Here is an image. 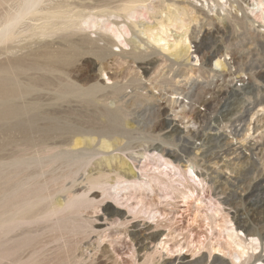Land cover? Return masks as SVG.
I'll list each match as a JSON object with an SVG mask.
<instances>
[{"label": "rangeland", "instance_id": "374dc122", "mask_svg": "<svg viewBox=\"0 0 264 264\" xmlns=\"http://www.w3.org/2000/svg\"><path fill=\"white\" fill-rule=\"evenodd\" d=\"M56 1L59 2L57 3ZM61 1L62 0H55V2L54 0H44L41 5L42 9L29 16L26 19L27 22H23L24 25H22L23 23L19 25L20 27H17L16 34H14L12 38L0 43V67L2 65L1 62L3 63L4 60L5 62L9 60L7 62L9 65L5 62L3 65L6 64L5 66L10 68L8 69L2 66L6 68L4 69L5 72H2V67V69L0 68V81H2L0 86L8 85H6L7 93L1 94L2 96H0V109L2 110V112L0 110V114L2 113L5 115H0V210L2 211H0V223L2 222L0 225V264H169L171 259L178 256V251H180L181 254L185 252V254H188L191 258L195 257V260H198L203 254H206V257H208L211 252H213V249L221 245L223 246L225 242H227V233L230 228L237 227V222L243 223L248 230L253 231L255 234H264V109L261 111L260 108L264 106V48L259 51L260 47H258V45L256 46L254 41H252V43L250 40H246L248 37L245 38L242 36H246L243 26L238 29L231 26V17L235 16L241 18V16L248 14L252 17V20H259L252 12V1L236 0L235 4V0H229L228 6L224 7V9L216 7L214 10H210L206 0H176L175 2L169 0H138L134 5L126 4V2L122 4V0H112L114 6L119 5L118 3L121 2V6L127 8H129L128 6L132 7L131 14L133 18L130 17V19L123 17L125 15V13L123 14L124 11L115 12L116 15L113 14L114 17L112 14V16L109 15L110 17L103 14V18L100 19V15H102L101 11L109 9L98 10L95 8L92 9V13L90 8L84 7L83 9L82 6L90 5L92 0H68V4L66 3L67 0H63V5L60 3ZM93 1L97 3L99 0ZM94 2H92V5L95 4ZM237 3L240 4L238 5ZM70 4L72 6H69ZM240 5L243 6L241 7ZM65 6L72 7V9L69 7L65 8ZM136 6H140V8L138 7V9ZM152 6L155 9H153ZM11 7L12 1L10 0L7 1L5 5L0 6V16L2 17L6 12L11 11ZM57 7L58 9L59 7L63 8L56 10ZM210 7H212V4H210ZM149 8L151 9L149 10ZM241 8H245L243 10L244 12ZM69 9L73 11L70 12L71 10L69 11ZM182 9H186V16L182 13ZM65 10L66 12H64ZM68 11L71 15L80 13L79 11L83 13L86 12V22L89 24H83V30H78L81 34L75 31L74 35L68 36L66 35L69 33L68 31L61 30L59 33L58 31L57 33L54 31V34L56 33V36L52 34L54 38H52V35L51 37L48 36L47 33L49 32L50 35L53 31L50 29L49 23L45 20H47L48 17L57 15L58 17H66ZM171 11H175V19H178V22L168 21L171 17ZM57 12L61 13L58 14ZM118 14H122V16ZM97 15H99L98 20H101L100 22L97 20ZM31 19L33 21L35 20V22L33 23ZM179 19H184L185 23L189 26L188 40L192 45L193 58L189 63L182 59V61L179 62L181 65L184 64L182 67L173 59L171 52H161V50L152 47L147 51L146 45H141L140 41H137L143 38V36L139 34V31L142 30V28H139L141 20L142 23L150 22V25H154L161 20L163 23L165 21L164 24L167 23L166 25L168 28L166 27V29H164L167 35L165 44H167L169 48V45L175 42L178 39L179 33H181V30L178 29ZM90 23H93V28ZM135 24H139L137 28L132 26ZM257 24L256 21H249L245 28L247 27L252 32L254 31L253 33L256 36L263 35L264 24L261 27ZM113 26L117 27V35L115 32L116 28ZM59 28H61V26ZM85 28L86 30H84ZM124 31H128V34H125L126 32L124 33ZM113 32L116 37H114L115 35H113ZM34 33L40 34L37 36ZM40 35L43 36V38ZM75 35L76 37L82 36L83 39L86 36L85 39L87 40L84 39V41H89V44L87 43L89 46L86 44V47H92V41H95L96 45L98 42L106 43L104 40H99L101 36L106 38V35L108 40H115L113 41L115 45H111L113 47L110 46V51H112L114 55H110L103 61L99 60L93 54L90 56V53L75 56L77 55L76 52L75 55L74 52H72L70 56L53 58L52 55L59 53L60 50L63 51V47L66 45L67 49L65 47L64 51L70 50L71 43L69 40L82 39V37H74ZM32 37H34V39ZM144 39L146 38L144 37ZM56 41L62 44V48L61 44H57ZM33 43L36 45L40 44L41 47L40 45L35 46ZM101 43L98 45L103 46L105 44L101 45ZM47 44L48 47H46ZM49 44L50 47L52 46V49H50ZM68 45L70 46L68 47ZM240 45H243V48L242 52L238 54L237 51ZM43 46L45 48H43ZM136 46H140V50H136ZM133 47L136 48L134 49ZM16 49L17 51H15ZM140 51L147 53V58L143 56L139 57V60H137L127 54L126 56L123 55V52L139 53ZM29 52H31L32 55ZM4 53H8V55ZM9 53H11V55ZM12 54H16V56ZM234 54H236V56ZM29 56L31 59H25ZM120 56L123 57L120 58ZM115 57L116 59L114 60ZM208 57H212L211 60H206ZM219 57H221V63L216 65L215 62ZM108 58L113 60L107 61ZM64 59L70 60L64 61ZM74 60L75 62H73ZM203 60L204 62L206 60L207 65L203 64ZM18 62H20V64ZM239 62L244 64V69L241 71L236 70ZM253 62H255V64L257 63L258 65L256 64V66L260 67V69L258 67L254 69L249 67ZM227 63L233 64L232 66L234 67H229L226 65ZM13 66H16V71L14 70L15 68L13 69ZM60 68L67 71H62ZM49 69L52 71H49ZM100 70L104 71L102 73L103 75H101ZM68 71L70 72L68 73ZM11 72H15V75L16 72L18 74L15 77ZM49 73H51V76ZM57 76L62 77H59V79ZM168 76L170 80H168ZM53 77H55V79ZM63 77L66 78L64 79ZM16 78L18 82L15 80ZM11 79H14L12 80L13 82ZM60 80L65 82H59ZM66 80L69 82H66ZM162 80L164 82H162ZM93 81H95L94 83H100L101 81L100 85L104 87L107 86V89L103 91L105 92L108 90V93L107 91L105 93L102 91L98 92L99 90H97L96 93V91L92 89L93 86H91V88L89 87L90 85H94ZM165 81H167V83ZM169 81L170 83H168ZM183 82L188 85L185 84L184 86ZM9 83H11V86ZM23 83L25 86H23ZM62 83L64 84L62 85L63 87L60 86ZM68 83L71 86H69ZM76 84L79 91H76L75 87H73ZM117 84L120 86L117 87ZM122 84H125V87ZM252 84H254L255 88L252 87L251 89L250 85ZM112 85H115L114 88ZM64 86L68 90L67 92H65L66 89ZM81 86H83L82 89ZM11 87H15L17 91ZM23 87L24 89H22ZM68 87L69 89L71 88L70 90L73 94L70 93ZM87 87L90 89L86 91ZM108 87L110 89H108ZM8 88L10 92L13 89L12 91L14 93L11 92L13 93L11 94L8 92ZM234 88L239 90L236 94L231 93ZM112 90L114 94H118L113 95ZM124 90L127 91L126 95L123 94L126 93ZM116 91L118 92L116 93ZM79 92H84L83 95L85 96L80 95L82 93ZM8 93L9 95H7ZM62 93L67 94L65 95ZM106 94H109V97ZM14 95H16V97ZM102 95L103 98H107H104V100ZM179 95L188 97L189 99L185 98L188 102H184L180 106L173 105V98ZM6 96L8 97L6 98ZM60 96L61 98H59ZM141 96H144L145 99ZM10 97L12 99H10ZM111 98H113V100ZM118 100L122 102L124 109L122 108L121 111H118L121 115L117 112L116 116H111L109 110H114L117 106L115 104H120ZM205 100H207V102ZM227 104L228 106L226 107ZM2 105L6 108L9 107V111L11 110L15 114L11 113V111L9 113L8 109ZM173 106L175 107L173 108ZM248 108L250 109V114L247 119H250V115H255L260 112V115H258L260 119L262 118L261 123L263 127L259 129V131L261 130V132L258 131L259 133L251 131L250 137L246 139L241 135V132H239L238 123L241 124V112ZM259 108L260 110L258 111ZM4 109L5 111H3ZM123 110L127 112L126 115ZM129 110L132 112L129 113ZM17 113H19V115ZM153 113L156 117L158 116L159 119L153 117L152 121L154 122L149 125L148 130L146 129L147 131H142L144 127L136 128L137 121L142 125V122L145 123L147 117L151 119ZM200 114L203 115L201 119L198 116ZM61 115H63L62 118H66L62 120ZM7 116H9V120ZM111 117L113 119H111ZM118 121L120 124L121 122L125 123L121 124L122 127L120 126V129L118 128ZM109 126H114V130ZM124 128L128 130L131 128L133 129L132 132H135L130 133ZM111 129L113 130V134L114 131L119 132H115V134H121L120 137L123 138L124 143L131 141L132 143H130L133 144V149L125 152L118 153L114 152L113 149L104 151L112 154H120L122 159L129 164L127 168L133 170L132 172L134 174L130 173L131 170H129L127 178H120L117 180L113 178L116 177L115 173L111 172L112 169H109V167L112 168V165L108 162L109 165L106 164V160L103 159L105 156L100 154L103 151L98 148V145L95 151H79V149H82L81 147L85 148L81 145V147H78L79 149H77V147L75 149L73 148L74 153H65V150H70V147L73 145V142L71 143L70 141L74 140L76 136L77 139H80L82 136V138L88 136L93 139L94 136L96 140L94 145H96L98 139L100 140L99 134L102 133L105 135L101 140L105 137L109 139V137L112 136ZM103 131L105 133H103ZM97 133L99 134L96 135ZM107 133H109L110 136ZM125 133L126 135H124ZM148 134H150V136ZM166 135L168 137H166ZM148 136L150 138L159 139L147 144L145 137L149 138ZM66 140L67 142L69 141V144ZM253 140H256L255 142L258 146L256 149L251 150L249 145L254 143ZM139 144L143 146L140 145L139 147ZM150 144L156 146H160L161 144L160 147L164 150V153L162 152L164 155L168 152L172 153L173 156L169 157V159L174 161V165H170V163L165 160L166 157L163 159L164 157L160 153H158V155H156L157 153L154 155H143ZM60 146L64 150H62ZM255 151L258 153L256 154ZM174 156L178 157L177 160L183 158L182 160L186 162L193 161L192 163L196 166L195 174L198 173L197 175L201 176L204 181L196 178L195 175H192L190 172H180L179 169L177 170V163L183 164L184 162H176ZM104 164H106V167ZM100 170L103 171V174H100ZM136 173L137 175H135ZM104 174L108 177H103ZM104 178H109L112 182L110 181L109 184V181L104 183ZM91 181L93 183H91ZM98 181H100L101 184L98 183ZM23 192L25 194H23ZM79 198L81 203L79 202ZM19 201L20 203H18ZM108 202H113L126 208L127 216L120 217L111 213V209L107 207ZM3 210L7 211L4 213ZM28 214L30 217L32 215V217H28ZM22 217L24 218L22 220L23 222L21 221ZM25 218L27 219L26 221ZM145 223L150 224L153 230L163 231L166 236H162V238L166 237V243L158 244L157 248L153 247L154 243L160 240L152 242L149 239L150 231L146 230ZM135 225H137V227H135ZM9 226L12 228L10 229ZM211 247L214 248L212 249Z\"/></svg>", "mask_w": 264, "mask_h": 264}, {"label": "bare ground", "instance_id": "6f19581e", "mask_svg": "<svg viewBox=\"0 0 264 264\" xmlns=\"http://www.w3.org/2000/svg\"><path fill=\"white\" fill-rule=\"evenodd\" d=\"M7 1H9V0H0V6H2V5H5L6 3H7ZM10 1H12V10L11 11H9V12H6V14H4L1 18H0V43H2V42H5V41H7L8 39H10V38H12L13 36H14V34H16V29H17V27L19 26V25H21L24 21H26V19L29 17V16H31L32 14H34V13H36L37 11H39L40 9H42L41 8V5L43 4V1L44 0H10ZM63 1V0H62ZM62 1L60 2V3H62ZM65 1V0H64ZM96 1V0H95ZM113 1H115V0H113ZM117 1V0H116ZM138 0H122L121 2H122V4H123V2H126V4L128 3L129 5H134V3L135 2H137ZM169 1H176V0H169ZM246 1V0H245ZM247 1H249V0H247ZM252 1V4H251V6L253 7V9H252V12H253V14H254V16H256L259 20L257 21V20H255V19H251L252 17H250L248 14L246 15H244V16H241V18H238L237 16H235V17H231L232 18V20H231V23H232V25L231 26H233V28L234 27H236L237 29L238 28H240V27H244L243 29L245 30V34H246V36L245 35H242V36H244L245 38L246 37H248V38H246V40H250L251 42L252 41H254L255 42V44H256V46L258 45V47H260L259 48V51H260V49H262V48H264V39H262V38H264V34L263 35H260V36H256L250 29H248L247 27V29L245 28V26H246V24H248V22L249 21H256L258 24L257 25H259L260 27L264 24V0H251ZM52 2V1H51ZM54 2H55V0H54ZM57 2V1H56ZM59 2V1H58ZM57 2V3H58ZM92 2H94L93 0H92ZM92 2H91V4L90 3H88V4H90V5H83L82 7H83V9H84V7L85 8H90L91 10L92 9H102V10H104V9H109V10H106V11H101V13H102V15H100L101 16V18L100 19H102L103 17V14H106V15H113V14H115V12H118V11H124L123 12V14L125 13V15L123 16V17H125V18H127V19H130V17L131 18H133V16H132V14H131V11H132V7H130V6H128L129 8H127V7H124V6H121L120 4H121V2H117L119 5H116V6H114V3L112 2V0H99L97 3H95L94 5H92ZM206 2H208V4H207V6H208V8L211 10V9H215L216 7H220V8H222V9H224V7H226V6H228V2H230L229 0H206ZM236 2V0L234 1V3ZM238 2V1H237ZM9 3V2H8ZM46 3V2H45ZM67 4H68V0H67V2H66ZM70 3V2H69ZM74 3V2H73ZM177 3V2H176ZM233 3V4H234ZM241 3V2H240ZM239 3V4H240ZM64 3H62V5H63ZM84 4V3H83ZM86 4V3H85ZM210 4H212V7H210ZM230 4V3H229ZM236 4V3H235ZM238 4V3H237ZM238 4V5H239ZM249 4V3H248ZM61 5V4H60ZM82 5V4H81ZM125 5V4H124ZM231 5V4H230ZM237 5V6H238ZM9 6H11V5H9ZM53 6V5H52ZM69 6H72L71 4L69 5ZM69 6H67V7H69ZM236 6V7H237ZM241 6V5H240ZM243 6V5H242ZM241 6V7H242ZM54 7V6H53ZM55 7H56V5H55ZM66 6H65V8H67ZM74 7V6H73ZM137 7V6H136ZM139 8H140V6H138ZM137 7V8H138ZM147 7V6H146ZM186 7V6H185ZM252 7H250V8H252ZM46 8V7H45ZM49 8L51 9V7L49 6ZM63 7H59V9H62ZM69 8H71L72 9V7H69ZM137 8H135V9H137ZM138 8V9H139ZM152 8L153 9H155L153 6H152ZM173 8V7H172ZM177 8V7H176ZM238 8H240V7H238ZM44 9V8H43ZM58 9V7L56 8V10ZM58 9V10H59ZM71 9H69V11L71 10ZM76 9H77V7H76ZM133 9H134V7H133ZM142 9V8H141ZM148 9V8H147ZM151 8H149V10H150ZM242 9V8H241ZM240 9V10H241ZM245 9V8H244ZM244 9H242V11L244 10ZM49 10V9H48ZM68 10V9H67ZM82 10V9H81ZM89 10V9H88ZM90 10V11H91ZM168 10V9H167ZM247 10V9H246ZM245 10V11H246ZM41 11H44V10H41ZM54 11H55V9H54ZM68 11V14H66V17H58V15L57 16H52V17H48L47 18V20H45V21H47L48 23H49V25H50V29L53 31L50 35H49V32L47 33L48 34V36H50L51 37V35L52 34H54V31H56V33H57V31H58V33H59V31H68L69 33H67L66 35H68V36H72V35H74L75 33V31H78V30H83V24L85 25L87 22H86V17H87V14H85L86 12H81V11H79L80 13H77V14H74V15H71L70 14V12H72L73 10H71L70 12ZM87 11V10H86ZM96 11V10H95ZM94 11V12H95ZM135 11V10H134ZM4 12V13H5ZM46 12V11H45ZM64 12H66V10L64 11ZM63 12V13H64ZM93 12V10L91 11V13ZM136 12V11H135ZM139 12H140V10H139ZM244 12V11H243ZM56 13V12H55ZM55 13H54V15H55ZM58 13V12H57ZM59 13H61V12H59ZM58 13V14H59ZM62 13V14H63ZM74 13V12H73ZM72 13V14H73ZM90 13V14H91ZM99 13H100V11H99ZM134 13V12H133ZM141 13H142V11H141ZM162 13H164V12H162ZM161 13V14H162ZM166 13V12H165ZM178 13H179V11H178ZM182 13L186 16V13H187V11H186V9H182ZM47 14V13H46ZM97 14V13H96ZM95 14V15H96ZM136 14V13H135ZM160 14V15H161ZM182 14V15H183ZM232 14V13H231ZM37 15V14H36ZM49 15V14H48ZM99 15H97L98 17H97V20L99 19ZM111 15V16H112ZM116 15V14H115ZM118 15H121L122 16V14H118ZM155 15V14H154ZM170 15H171V17L168 19V21H175V22H178L177 20L178 19H175L176 18V15H175V11H171L170 12ZM183 15V16H184ZM257 15H259V16H257ZM92 16H94V15H92ZM107 16V17H108ZM139 16H141V15H139ZM156 16H158V15H156ZM180 16H181V14H180ZM94 17H96V16H94ZM110 17V16H109ZM108 17V18H109ZM113 17H114V15H113ZM40 18V17H39ZM89 18H90V16H89ZM91 18H93V17H91ZM118 18H121V17H118ZM137 18V17H136ZM155 18V17H154ZM157 18V17H156ZM162 18V17H161ZM161 18H159V19H161ZM166 18V17H165ZM178 18V17H177ZM184 18V17H183ZM44 19H45V17H44ZM158 19V20H159ZM32 20V19H31ZM41 20V19H40ZM162 20V19H161ZM159 21L158 23H156V24H154L153 22V24L154 25H150L148 22V24L147 23H142L141 21H140V27L139 28H142V30L141 31H139V34L141 35V36H143V38H140V40H137V41H140V44L141 45H143V44H145L146 45V49H147V51L149 50V48H157L158 50H161V52H171V55L173 56V59L176 61V63L178 64L179 62H181L182 61V59H184V60H186V61H188V63H189V61L190 60H192L193 58H192V45H191V43H190V41L188 40V35H189V31H188V24H186L185 23V20L184 19H179V23H178V29H180L181 30V33H179V35H178V39L175 41V42H173L171 45H169V48H168V46H167V44H165L166 43V41H167V35H166V31L164 30V29H166V27H167V23L166 24H164L165 23V21H164V23L162 22V21ZM29 21V20H28ZM33 21V20H32ZM44 21V20H43ZM89 21H90V19H89ZM92 21V20H91ZM94 21V20H93ZM99 21V20H98ZM101 21V20H100ZM99 21V22H100ZM146 21V20H145ZM157 21V20H156ZM27 22V21H26ZM35 22V20L33 21V23ZM97 22V21H96ZM167 22V21H166ZM31 23V22H30ZM230 23V24H231ZM29 24V23H28ZM27 24V25H28ZM87 24H89V23H87ZM86 24V25H87ZM91 24V23H90ZM93 24V23H92ZM91 24V25H92ZM96 24H100V23H96ZM115 24V23H114ZM131 24V23H130ZM132 24H133V21H132ZM175 24V23H174ZM22 25H24V23L22 24ZM107 25V24H106ZM105 25V26H106ZM108 25H110V24H108ZM118 25H119V23H118ZM139 25V24H138ZM138 25L137 24H135V25H132L133 27L135 26L136 28L138 27ZM251 25H253V24H251ZM256 25V26H257ZM26 26V25H25ZM61 26V28H59ZM89 26V25H88ZM93 26L94 25H92V28H93ZM99 26V25H98ZM101 26V25H100ZM170 26V25H169ZM20 27V26H19ZM32 27V26H31ZM37 27V26H36ZM47 27V26H46ZM90 27V26H89ZM103 27V26H102ZM101 27V28H102ZM108 27V26H107ZM111 27V26H110ZM113 27H115V26H113ZM23 28H25V27H23ZM30 28V27H29ZM43 28V27H42ZM116 29H115V32H116V30H117V27H115ZM119 28V27H118ZM168 28V27H167ZM254 28V27H253ZM252 28V29H253ZM20 29V28H19ZM28 29V28H27ZM26 29V30H27ZM49 29V30H50ZM90 29V28H89ZM103 29V28H102ZM105 29V28H104ZM110 29V28H109ZM112 29V28H111ZM227 29V28H226ZM256 29V28H255ZM254 29V30H255ZM42 30V29H41ZM48 30V31H49ZM84 30H86V28L84 29ZM119 30V29H118ZM121 30H122V28H121ZM123 30H124V28H123ZM218 30V29H217ZM32 31V30H31ZM30 31V32H31ZM43 31H45V30H43ZM106 31H107V29H106ZM135 31H136V29H135ZM256 31V30H255ZM35 32V31H34ZM71 32V33H70ZM79 32V31H78ZM126 31H124V33H125ZM128 32V31H127ZM125 33V34H128V33ZM234 32V31H233ZM46 33V32H45ZM56 33L54 34V36H56ZM80 33V32H79ZM117 33L118 32H116V35H117ZM134 33H137V32H134ZM219 33V32H218ZM35 34V33H34ZM40 34V33H39ZM39 34H35V35H37V36H39ZM77 34V33H76ZM81 34V33H80ZM45 35V34H44ZM58 35V34H57ZM98 35V34H97ZM102 35V34H101ZM113 35H115V33L113 32ZM116 35L114 36V37H116ZM118 35H120V34H118ZM122 35V34H121ZM41 36V35H40ZM47 36V35H46ZM54 36L52 35V38H54ZM65 36V35H64ZM102 36H104V35H102ZM101 36V39L99 38V40H104V41H106V43L104 44V43H101V42H98L97 43V45H96V42L95 41H92V43H93V46L92 47H88L89 45V41H84V39L86 38V36H85V38L83 39V37H82V39H76V40H69L70 41V43H71V46L70 45H68V47L70 46V50H68V51H64L65 50V47L67 46H64L63 48H64V50L63 51H61L60 50V52L59 53H55V55L53 54L52 56H53V58H63V57H66V56H70V54H72V52H74V55H75V52L77 53V55H75V56H78V55H86V54H89L90 53V56H91V54H93L94 56H96L99 60H101V61H103V60H106V58L107 57H109L110 55H114L113 53H112V51H110L111 50V47H113L114 45H115V43L113 42V41H115V40H108L107 39V36L105 35V37L106 38H104V37H102ZM134 36V35H133ZM136 36V35H135ZM19 37V36H18ZM31 37V36H30ZM35 37V36H34ZM34 37H32L33 39H34ZM42 38H43V36H41ZM67 37V36H66ZM74 37H76V35L74 36ZM81 37H76V38H81ZM100 37V36H99ZM121 37V36H120ZM144 37L146 38V39H144ZM228 37V36H227ZM259 37H260V39H259ZM31 38V39H32ZM44 38H46V37H44ZM49 38V37H48ZM69 38V37H68ZM71 38V37H70ZM111 38V37H110ZM119 38V37H118ZM136 38H137V36H136ZM51 39V38H50ZM71 39H73V38H71ZM112 39H115V38H112ZM139 39V38H138ZM19 40H21V39H19ZM39 40V39H38ZM42 40V39H41ZM55 40V39H54ZM54 40H52V41H54ZM57 40H58V38H57ZM61 40V39H60ZM85 40H87V39H85ZM90 40V39H89ZM94 40V39H93ZM18 41V40H17ZM47 41V40H46ZM129 41V40H128ZM196 41V40H195ZM202 41V40H201ZM15 42V41H14ZM39 42V41H38ZM51 42V41H50ZM57 42V41H56ZM59 42V41H58ZM57 42V44H61V43H58ZM133 42V41H132ZM230 42V41H229ZM245 42H247V41H245ZM36 43V42H35ZM44 43V42H43ZM88 43V44H87ZM91 43V44H92ZM99 43H101V45L102 44H104L103 46H100V45H98ZM129 43H130V41H129ZM206 43V42H205ZM243 43V42H242ZM253 43V42H252ZM34 44V43H33ZM39 44V43H38ZM45 44V43H44ZM51 44H52V42H51ZM67 44V43H66ZM88 45L87 47L85 46V45ZM132 44V43H131ZM193 44V43H192ZM197 44V43H196ZM230 44V43H229ZM248 44V43H247ZM251 44V43H250ZM13 45H14V43H13ZM15 45H17V44H15ZM32 45V44H31ZM35 46H39V45H36V44H34ZM53 45V44H52ZM64 45H65V43H64ZM111 45H113V46H111ZM133 45V44H132ZM131 45V46H132ZM135 45H136V43H135ZM195 45V44H194ZM200 45H201V43H200ZM203 45V44H202ZM231 45H232V43H231ZM234 45V44H233ZM236 45H238V44H236ZM244 45V44H243ZM243 45L241 46H237L238 47V54L240 53V52H242V48H243ZM10 46V45H9ZM44 46H46V45H44ZM43 46V48H45ZM57 46V45H56ZM111 46V47H110ZM134 46V45H133ZM40 47H41V45H40ZM46 47H48V44H47V46ZM49 47H50V44H49ZM52 47V46H51ZM50 47V49H52ZM137 47V46H136ZM135 47V48H136ZM145 47V46H144ZM143 47V48H144ZM198 47V46H197ZM201 47V46H200ZM9 48V47H8ZM55 48V47H54ZM61 48H62V44H61ZM134 48V47H133ZM134 48V49H135ZM140 48V46L139 47H137V49L136 50H138ZM199 48V47H198ZM206 48H208V47H206ZM5 49V48H4ZM21 49V48H20ZM56 49V48H55ZM57 49H58V46H57ZM66 49H67V47H66ZM134 49H132V50H134ZM145 49V48H144ZM227 49H230V48H227ZM10 50V49H9ZM14 50V49H13ZM22 50V49H21ZM140 50V49H139ZM143 50V49H142ZM199 50H200V48H199ZM3 51V50H2ZM1 51V52H2ZM4 51H6V50H4ZM12 51V50H11ZM15 51H17V49L15 50ZM59 51V50H58ZM146 51V52H147ZM195 51V50H194ZM231 51V50H230ZM236 51V50H235ZM264 51V50H263ZM7 52V51H6ZM9 52V51H8ZM21 52V51H20ZM32 52V51H31ZM31 52H29L30 54H31ZM55 52H57V51H55ZM158 52V51H157ZM156 52V53H157ZM229 52V51H228ZM13 53V52H12ZM219 53V52H218ZM217 53V54H218ZM5 54V53H4ZM4 54H2L4 57H5V55L7 54L8 55V53H6L5 55ZM10 55H11V53H9ZM37 54V53H36ZM126 54L128 55V56H131L132 58H134V59H137V60H139V57H146V54L147 53H144L143 51H140L139 53H135V52H130V53H124L123 52V55H125L126 56ZM158 54V53H157ZM211 54V53H210ZM12 55H15L16 56V54H12ZM27 55H28V53H27ZM26 55V56H27ZM32 55V54H31ZM44 55V54H43ZM51 55V54H50ZM49 55V56H50ZM119 55V54H118ZM196 55V54H195ZM235 56H236V54H234ZM19 56V55H18ZM17 56V57H18ZM25 56V55H24ZM37 56V55H36ZM35 56V57H36ZM47 56V55H46ZM219 56H221V55H219ZM238 56V55H237ZM21 57V56H20ZM43 57V56H42ZM41 57V58H42ZM82 57H84V56H82ZM117 57V56H116ZM116 57L114 58V60L116 59ZM119 57V56H118ZM121 57H123V56H120V58ZM214 57V56H213ZM5 58H7V57H5ZM9 58V57H8ZM23 58V57H22ZM27 58H30L31 59V57L29 56V57H26L25 59H27ZM34 58V57H33ZM95 58V57H94ZM93 58V59H94ZM132 58H131V60H132ZM147 58V57H146ZM195 58H196V56H195ZM211 58L212 57H208L206 60H211ZM218 58V57H217ZM220 58L221 57H219V59L215 62V64L216 65H219L220 63H221V61H220ZM233 58V57H232ZM231 58V59H232ZM240 58H241V56H240ZM10 59H11V57H10ZM18 59H20V60H22L21 58H18ZM24 59V58H23ZM29 59V60H30ZM38 59V58H37ZM36 59V60H37ZM43 59V58H42ZM87 59V58H86ZM92 59V58H91ZM97 59V60H98ZM129 59H130V57H129ZM141 59V58H140ZM243 59V58H242ZM4 60V59H3ZM13 60V59H12ZM14 60H15V58H14ZM34 60V59H33ZM40 60V59H39ZM49 60V59H48ZM66 60H70V59H64V61H66ZM75 60H76V58H75ZM75 60L73 61V62H75ZM108 60H110L109 58L107 59V61ZM113 59H111L110 61H112ZM202 60V59H201ZM206 60H205V62H204V60H203V64L204 65H207V63H206ZM240 60V59H239ZM9 60H7V62H8ZM16 61H17V58H16ZM15 61V62H16ZM59 61V60H58ZM58 61H56V62H58ZM72 61V60H71ZM82 61V60H81ZM134 61V60H133ZM171 61V60H170ZM194 61V60H193ZM235 61V60H234ZM263 61V60H262ZM4 62H5V60H4ZM3 62V63H4ZM7 62H5V63H7ZM14 62V61H13ZM23 62V61H22ZM53 62V61H52ZM99 62V61H98ZM140 62V61H139ZM171 62H173V61H171ZM211 62V61H210ZM258 62V61H257ZM3 63L1 62V67L2 66H4V67H6L5 65L6 64H4L3 65ZM17 63V62H16ZM19 64H20V62H18ZM26 63V62H25ZM25 63H24V65H25ZM43 63V62H42ZM41 63V64H42ZM60 63V62H59ZM64 63V62H63ZM62 63V64H63ZM104 63V62H103ZM135 63H136V61H135ZM185 63V62H184ZM187 63V62H186ZM8 65H9V63H7ZM23 64V63H22ZM31 64V63H30ZM34 64H35V62H34ZM36 64H37V62H36ZM55 64H57V63H55ZM65 65H66V63H64ZM78 64V63H77ZM143 64V63H142ZM141 64V65H142ZM180 64V63H179ZM178 64V65H179ZM211 64V63H210ZM257 64V63H256ZM256 64H255V62H253L252 64H250V66L249 67H251L252 69H254L255 67H258V66H256ZM27 65V64H26ZM32 65V64H31ZM39 65V64H38ZM45 65V64H44ZM44 65H42V66H44ZM47 65H48V63H47ZM58 65V64H57ZM71 65V64H70ZM73 65V64H72ZM152 65V64H151ZM173 65V64H172ZM175 65V64H174ZM181 65V64H180ZM182 65H184V64H182ZM182 65H181V67H182ZM226 65H228L229 67H234V66H232L231 64H229V63H227ZM258 65V64H257ZM29 66V65H28ZM36 66V65H35ZM54 66V65H53ZM66 66H68V65H66ZM186 66V65H185ZM189 66V65H188ZM209 66V65H208ZM247 66V65H246ZM0 67V68H1ZM4 67H2L3 68V70H2V72L4 71V69H6V68H8V67H6V68H4ZM11 67V66H10ZM16 67V66H15ZM14 66H13V69L15 68ZM17 67H18V65H17ZM24 67H26V66H24ZM50 67V66H49ZM59 67V66H58ZM178 67V66H177ZM176 67V68H177ZM180 67V68H181ZM202 67H205V66H202ZM1 68V69H2ZM27 68V67H26ZM53 68V67H52ZM68 68V67H67ZM72 68V67H71ZM100 68V67H99ZM142 68V67H141ZM175 68V67H174ZM183 68H184V66H183ZM246 68V67H245ZM259 69H260V67H258ZM1 69H0V71H1ZM8 69H10V68H8ZM7 69V70H8ZM19 69V68H18ZM23 69V68H22ZM21 69V70H22ZM35 69V68H34ZM37 69V68H36ZM51 69V68H50ZM49 69V71H52V70H50ZM54 69V68H53ZM56 69H57V66H56ZM60 69H62V71H67V70H63V68H60ZM101 69H105V68H101ZM143 69V68H142ZM145 69V68H144ZM226 69V68H225ZM244 69V64H242L241 62H239L238 63V65H237V67H236V70H238V71H241V70H243ZM15 71H16V68L14 69ZM13 70V71H14ZM20 70V71H21ZM45 70V69H44ZM173 70V69H172ZM174 70H176V69H174ZM180 70V69H179ZM178 70V71H179ZM206 70V69H205ZM12 71V72H13ZM56 71V70H55ZM59 71V70H58ZM72 71V70H71ZM145 71H147V70H145ZM203 71V70H202ZM246 71V70H245ZM262 71V70H261ZM5 72V71H4ZM11 72V73H12ZM23 72H24V70H23ZM70 71H68V73H69ZM100 72H101V75H103L102 73L104 72L103 70H100ZM105 72H106V70H105ZM171 72V71H170ZM6 73H7V71H6ZM15 73V72H14ZM14 73H12V74H14ZM52 73V72H51ZM51 73H49L50 74V76H51ZM62 73V72H61ZM64 73V72H63ZM66 73V72H65ZM180 73V72H179ZM3 74V73H2ZM8 74V73H7ZM18 73L16 72V75H17ZM98 74H100V73H98ZM171 74H172V72H171ZM217 74V73H216ZM4 75V74H3ZM9 75H10V73H9ZM15 75V74H14ZM16 75H15V77H16ZM53 75V74H52ZM59 75V74H58ZM67 75V74H66ZM69 75V74H68ZM71 75V74H70ZM173 75V74H172ZM222 75V74H221ZM233 75V74H232ZM165 76V75H164ZM170 76V75H169ZM168 76V80H170V77ZM179 76V75H178ZM3 77V76H2ZM58 78L60 77V76H57ZM62 77V76H61ZM60 77V78H61ZM68 77V76H67ZM95 77V76H94ZM165 77H167V76H165ZM180 77H182V76H180ZM11 78H14V77H11ZM52 78V77H51ZM54 79H55V77H53ZM59 78V79H60ZM64 78V77H63ZM66 78V77H65ZM64 78V79H65ZM97 78H99V77H97ZM96 78V79H97ZM183 78V77H182ZM9 79V78H8ZM70 79V78H69ZM172 79H173V77H172ZM171 79V80H172ZM176 79V78H175ZM187 79H188V77H187ZM249 79V78H248ZM6 80H7V78H6ZM12 80H14V79H11V81ZM16 81H17V78L15 79ZM57 80V79H56ZM74 80V79H73ZM72 80V81H73ZM94 80V79H93ZM163 80H165V79H163ZM162 80V82H164ZM20 81V80H19ZM51 81V80H50ZM53 81H55V80H53ZM52 81V82H53ZM58 81V80H57ZM57 81H55V82H57ZM63 81V80H62ZM61 80L59 81V82H62ZM68 80H66V82H67ZM71 81V80H70ZM76 81V80H75ZM177 81V80H176ZM184 81V80H183ZM190 81V80H189ZM1 82L2 81H0V85H1ZM13 82V81H12ZM11 82V83H12ZM18 82V81H17ZM54 82V83H55ZM63 82H65V81H63ZM69 82V81H68ZM95 81H93V83H94ZM142 82V81H141ZM166 83H167V81H165ZM172 82V81H171ZM174 82V81H173ZM178 82V81H177ZM244 82V81H243ZM4 83V82H3ZM7 83V82H6ZM11 83H9L10 84V86H11ZM22 83V82H21ZM53 83V84H54ZM72 83V82H71ZM74 83V82H73ZM78 83V82H77ZM90 83V82H89ZM92 83V84H93ZM115 83V82H114ZM117 83V82H116ZM168 83H170V81L168 82ZM186 83H187V81H186ZM185 83V84H186ZM189 83V82H188ZM14 84V83H13ZM19 84V83H18ZM17 84V85H18ZM24 84V83H23ZM52 84V85H53ZM69 84V83H68ZM101 84V81H100V83L99 82H96V83H94V85H90L89 87L91 88V86H93L92 87V89L94 90V91H96V93H97V90H99L98 92H103V93H105L106 91H107V93H108V90H106L105 92L103 91V90H105V89H107L106 87L107 86H102V85H100ZM132 84V83H131ZM131 84H129V85H131ZM183 84H184V82H183ZM185 84H184V86H185ZM245 84V83H244ZM250 84V83H249ZM7 85V84H6ZM6 85H2V86H0V96H2L1 94H5V93H7L6 92ZM15 85V84H14ZM16 85V86H17ZM32 85V84H31ZM62 85H64L63 83L60 85V86H62ZM72 85H74V84H72ZM105 85V84H104ZM116 85V84H115ZM114 85V86H115ZM123 85V84H122ZM125 85V84H124ZM123 85V86H124ZM145 85V84H144ZM172 85V84H171ZM180 85V84H179ZM186 85H188V84H186ZM248 85V84H247ZM8 86V85H7ZM9 86V87H10ZM21 86V85H20ZM23 86H25V84L23 85ZM67 86V85H66ZM69 86H71L70 84H69ZM77 84L75 85V86H73V87H75V89H76V91H79L78 89H77ZM88 86V85H87ZM113 86V85H112ZM114 86H113V88H114ZM120 85L119 84H117V87H119ZM143 86V85H142ZM176 86V85H175ZM181 86H182V84H181ZM245 86V85H244ZM249 86V85H248ZM28 87V86H27ZM33 87V86H32ZM63 87V86H62ZM79 87V86H78ZM82 87L83 86H81V89H82ZM125 87V86H124ZM177 87V86H176ZM247 87V86H246ZM252 87H254V84H252V85H250V88L252 89ZM11 88H13V87H11ZM26 88V87H25ZM64 88H65V86H64ZM90 88H86V91H87V89H90ZM129 88V87H128ZM136 88V87H135ZM138 88H141V87H138ZM194 88V87H193ZM238 88V87H237ZM237 88L235 89H232L233 91L231 92L232 94H236L237 93V91H239V90H237ZM240 88V87H239ZM249 88V87H248ZM255 88V87H254ZM9 89V88H8ZM13 89H15V87L13 88ZM12 89V90H13ZM20 89V88H19ZM22 89H24V87L22 88ZM66 89V88H65ZM68 89H69V87H68ZM71 89V88H70ZM69 89V91H70V93H71V90ZM74 89V90H75ZM80 89V88H79ZM84 89V88H83ZM91 89V90H92ZM108 89H110L109 87H108ZM118 89H120V88H118ZM124 89V88H123ZM142 89H144V88H142ZM159 89V88H158ZM230 89V88H229ZM11 90V92H13ZM16 91H17V89H15ZM92 90V91H93ZM129 90V89H128ZM24 91H27V90H24ZM68 90L66 89V91L65 92H67ZM89 91V90H88ZM113 91V90H112ZM125 91V90H124ZM124 91H122V92H124ZM134 91V90H133ZM132 91V92H133ZM150 91V90H149ZM186 91V90H185ZM247 91H250V90H247ZM8 92H10V89H9V91ZM10 92V93H11ZM110 92V91H109ZM118 91H116V93H117ZM126 93H123V94H127V91H125ZM131 92V91H130ZM167 92V91H166ZM188 92H189V90H188ZM14 93V92H13ZM13 93H11V94H13ZM20 93V92H19ZM76 93V92H75ZM75 93H74V95H75ZM79 93H82V94H80V95H82V96H85V95H83V93L84 92H79ZM135 93V92H134ZM152 93H154V92H152ZM184 93V92H183ZM240 93H242V92H240ZM62 94H67V93H62ZM69 94V93H68ZM71 94H73V92L71 93ZM88 94V93H87ZM93 94H94V92H93ZM112 94V93H111ZM118 94V93H117ZM117 94H114V91H113V95H117ZM129 94V93H128ZM133 94V93H132ZM151 94V93H150ZM155 94V93H154ZM170 94V93H169ZM190 94V93H189ZM243 94H245V93H243ZM247 94V93H246ZM7 95H9V93L7 94ZM20 95V94H19ZM18 95V96H19ZM61 95V94H60ZM79 95V94H78ZM107 95V94H106ZM105 95V96H106ZM109 95V94H108ZM107 95V96H108ZM112 95V96H113ZM135 95V94H134ZM138 95V94H137ZM163 95V94H162ZM173 95H174V93H173ZM248 95V94H247ZM5 96V95H4ZM13 96V95H12ZM15 97H16V95H14ZM24 96V95H23ZM81 96V97H82ZM87 96H89V95H87ZM133 96V95H132ZM145 96V95H144ZM144 96H141V97H143L144 98ZM171 96V95H170ZM218 96V95H217ZM233 96V95H232ZM245 96V95H244ZM8 96H6V98H7ZM109 97V96H108ZM140 97V96H139ZM148 97V96H147ZM146 97V98H147ZM165 97V96H164ZM174 97V96H173ZM228 97V96H227ZM2 98V97H1ZM3 98H5V97H3ZM59 98H61V96L59 97ZM62 98H64V97H62ZM102 98H103V95H102ZM104 98H107V97H104ZM103 98V99H104ZM113 98H114V96H113ZM113 98H111L112 100H113ZM127 98V97H126ZM125 98V99H126ZM149 98H152V97H149ZM185 98H188V97H186V96H175L174 98H173V101H172V103H173V105H177V106H180L182 103H184V102H188ZM223 98H225V97H223ZM232 98V97H231ZM240 98V97H239ZM10 99H12L11 97H10ZM102 99V100H103ZM115 99V98H114ZM116 99H117V97H116ZM118 99H119V96H118ZM121 99H122V97H121ZM145 99V98H144ZM166 99V98H165ZM189 99V98H188ZM197 99H198V96H197ZM243 99V98H242ZM246 99V98H245ZM251 99V98H250ZM261 99V98H260ZM9 100V99H8ZM8 100H6V101H8ZM105 100V99H104ZM103 100V101H104ZM150 101H153L152 99H149ZM167 100V99H166ZM186 100V101H185ZM194 100V99H193ZM200 100V99H199ZM229 100V99H228ZM227 100V101H228ZM232 100V99H231ZM237 100V99H236ZM241 100V99H240ZM240 100H238V101H240ZM119 101V100H118ZM129 101V100H128ZM133 101V100H132ZM135 101V100H134ZM145 101H147V100H145ZM192 101V100H191ZM197 101V100H196ZM206 102H207V100H205ZM221 101H223V100H221ZM230 101V100H229ZM251 101V100H250ZM11 102V101H10ZM114 102V101H113ZM117 102V101H116ZM130 102V101H129ZM128 102V103H129ZM148 102V101H147ZM162 102V101H161ZM190 102V101H189ZM195 102V101H194ZM201 102V101H200ZM242 102H243V100H242ZM256 102V101H255ZM2 103H3V101H2ZM103 103V102H102ZM115 103V102H114ZM119 103L120 104H115V105H117L116 106V108L114 109V110H109L110 111V113H111V116H116L117 114V112L120 110L121 111V109L124 107V106H122V102L121 101H119ZM125 103V102H124ZM167 103V102H166ZM185 103V104H186ZM193 103V102H192ZM205 103V102H204ZM203 103V104H204ZM241 103V102H240ZM246 103H247V101H246ZM7 104V103H6ZM106 104V103H105ZM226 104V103H225ZM256 104H258V103H256ZM1 105V104H0ZM10 105V104H9ZM159 105H161V104H159ZM172 105V104H171ZM247 105V104H246ZM2 106H4V105H2ZM223 106V105H222ZM228 106V104L226 105V107ZM232 106V105H231ZM239 106V105H238ZM242 106V105H241ZM252 106V105H251ZM257 106V105H256ZM5 107V106H4ZM11 107V106H10ZM106 107H109V106H106ZM126 107V106H125ZM175 106H173V108H174ZM230 107V106H229ZM228 107V108H229ZM245 107V106H244ZM6 108V107H5ZM9 108V107H8ZM8 108H6V109H8ZM111 108H112V106H111ZM163 108V107H162ZM171 108V107H170ZM192 108V107H191ZM206 108V107H205ZM209 108V107H208ZM222 108V107H221ZM227 108V109H228ZM261 108V111H263V109H264V106L263 107H260ZM260 108L258 109V111L260 110ZM12 109V108H11ZM15 109H16V107H15ZM75 109V108H74ZM104 109H106V108H104ZM113 109V108H112ZM124 109V108H123ZM148 109H149V106H148ZM226 109V110H227ZM1 110V109H0ZM19 110V109H18ZM77 110L79 111V109L77 108ZM76 110V111H77ZM126 110V109H125ZM125 110H123L124 112H125V115H126V111ZM172 110V109H171ZM196 110V109H195ZM194 110V111H195ZM225 110V109H224ZM224 110H222V111H224ZM232 110V109H231ZM235 110H238V109H235ZM3 111H5V109L3 110ZM8 111H9V109H8ZM7 111V112H8ZM11 111V110H10ZM10 111H9V113H10ZM17 111V110H16ZM15 111V112H16ZM65 111V110H64ZM159 111V110H158ZM173 111H174V109H173ZM198 111V110H197ZM1 112H2V110H1ZM18 112V111H17ZM56 112V111H55ZM55 112H53V113H55ZM132 112V111H131ZM130 112V110H129V113H131ZM136 112V111H135ZM160 112V111H159ZM175 112V111H174ZM207 112V111H206ZM11 113H14V112H12L11 111ZM147 113V112H146ZM156 113V112H155ZM196 113V112H195ZM236 113H237V111H236ZM238 113H240V112H238ZM5 114V113H4ZM8 114V113H7ZM15 114V113H14ZM18 115H19V113H17ZM118 114H120L119 112H118ZM158 114V113H157ZM226 114V113H225ZM250 114V109L248 108V109H244L242 112H241V116H240V118H241V124H239L238 123V127H239V132H241V135L243 136V137H245L246 139H248L249 137H250V135H251V131H253V132H258L259 131V129H261L262 127H263V125H262V123H261V119L259 118V115H260V112H258L257 114H253V115H250V119L248 120L247 119V117H248V115ZM259 114V115H258ZM0 115H3L2 113L0 114ZM55 115H57V114H55ZM121 115V114H120ZM119 115V116H120ZM136 115V114H135ZM134 115V116H135ZM166 115V114H165ZM204 115H205V113H204ZM231 115H233V114H231ZM234 115H235V113H234ZM3 116H5V115H3ZM51 116V115H50ZM54 116V115H53ZM60 116V115H59ZM58 116V117H59ZM62 116L63 115H61V118H62ZM65 116V115H64ZM128 116H129V114H128ZM144 116H146V115H144ZM149 116V115H148ZM199 117H200V119H201V116L203 117V115H198ZM227 116V115H226ZM8 117L9 116H7V119H8ZM55 117V116H54ZM121 117V116H120ZM153 117L155 118V119H159V117L157 116L156 117V115L153 113V116L151 117V119H149V117H147L146 118V120H145V123H143L142 122V120H141V122H142V125H141V123L139 122V121H137V126H136V128L138 127V128H142V127H144V129L142 130V131H144V130H148V127H149V125L152 123V122H154V121H152L153 120ZM162 117V116H161ZM64 119L66 118V117H63ZM63 118H62V120H63ZM122 118V117H121ZM164 118H166V117H164ZM228 118V117H227ZM229 118H230V116H229ZM239 118V117H238ZM3 119H5V118H3ZM12 119V118H11ZM56 119V118H55ZM109 119H110V116H109ZM111 119H113L112 117H111ZM117 119V118H116ZM116 119H114V120H116ZM142 119H143V116H142ZM145 119V118H144ZM168 119V118H167ZM231 119V118H230ZM6 120V119H5ZM9 120V119H8ZM61 120V119H60ZM133 120V119H132ZM58 121V120H57ZM117 121V120H116ZM115 121V122H116ZM122 121H123V119H122ZM144 121V120H143ZM203 121V120H202ZM208 121V120H207ZM232 121V120H231ZM234 121V120H233ZM238 121V120H237ZM264 121V120H263ZM119 122V121H118ZM135 122H136V120H135ZM125 124L124 122H121V124ZM229 123V122H228ZM120 124V122H119V129L122 127V125ZM166 124V123H165ZM171 124V123H170ZM234 124H236V123H234ZM264 124V123H263ZM117 125V124H116ZM168 125V124H167ZM229 125H231V124H229ZM121 126V127H120ZM126 126H127V124H126ZM169 126V125H168ZM173 126V125H172ZM171 126V127H172ZM236 126V125H235ZM110 127V126H109ZM114 127V126H113ZM113 127H110V128H113ZM116 127V126H115ZM123 127H124V125H123ZM103 128V127H102ZM117 128V127H116ZM128 128V127H127ZM127 128H124V129H127ZM133 128V127H132ZM165 128H167V127H165ZM227 128V127H226ZM232 128V127H231ZM264 128V127H263ZM80 129V128H79ZM83 129V128H82ZM104 129V128H103ZM107 129V128H106ZM229 129V128H228ZM100 130V129H99ZM113 130H114V128H113ZM113 130L111 129V133H112V136H110V134L109 133H107V134H109V139L107 140L106 139V137L103 139V140H101L102 139V137L103 136H105L104 134H99V133H97L96 135H98L99 136V138H100V140L98 139V142L96 143V145H94V143H95V137L93 136V139H92V137H88V136H86L85 138H82L80 135V137L82 138H80V139H77V136L75 137V139L74 140H72L73 139V136H72V139H70V140H72V141H70L73 145L71 146V145H68V146H71L70 147V150L69 149H67V150H65V153H67V154H71V153H74L73 151H74V149L77 147V149H79L78 147L80 146L81 147V145H83L85 148H83V147H81L82 149H79V151H91V150H94L95 151V148H97V145H98V148L100 149V150H102L103 152L102 153H100L101 155H104L105 156V158L103 157V159L104 160H106V164H111L112 165V168L111 167H109V169H112V171L111 172H113V173H115V176L116 177H113V178H116V180L117 179H120V178H127L128 177V173H129V170H131L130 168L128 169L127 167H128V165L129 164H127V162L124 160V159H122V156L120 155V154H112V153H109V152H104V151H110L111 149H113V151L114 152H118V153H120V152H125V151H128V150H131V149H133V144H131L130 142H123V138L122 137H120L121 136V134L119 135V134H115V132H117V131H114V134H113ZM131 130V131H130ZM132 130L133 129H127V131H129L130 133H133V132H135V131H133L132 132ZM137 130V129H136ZM141 130V129H140ZM146 130V131H147ZM171 130V129H170ZM174 130V129H173ZM232 130V129H231ZM106 131V130H105ZM110 131V130H109ZM126 131V132H127ZM139 131V130H138ZM169 131V130H168ZM172 131V130H171ZM226 131V130H225ZM228 131V130H227ZM236 131V130H235ZM263 131V130H262ZM85 132V131H84ZM92 132V131H91ZM93 132H95V131H93ZM99 132V131H98ZM102 132V131H101ZM129 132H128V134H129ZM137 132V131H136ZM218 132V131H217ZM259 132H261V130L259 131ZM258 132V133H259ZM86 133V132H85ZM89 133V132H88ZM103 133H105L104 131H103ZM117 133H119V132H117ZM121 133H123V132H121ZM263 133V132H262ZM74 134V133H73ZM76 134H77V132H76ZM91 134V133H90ZM220 134V133H219ZM225 134V133H224ZM227 134V133H226ZM124 135H126V133L124 134ZM149 136H150V134H148ZM168 135V134H167ZM166 135V137H168ZM221 135V134H220ZM130 136V135H129ZM132 136V135H131ZM148 136V137H149ZM195 136V135H194ZM223 136V135H222ZM233 136V135H232ZM236 136V135H235ZM238 136V135H237ZM241 136V137H242ZM262 136V135H261ZM88 137V138H87ZM147 137V136H146ZM145 137V141H146V143L147 144H149V142H155V140H158L159 138H146ZM152 137V136H151ZM154 137V136H153ZM172 137V136H171ZM180 137V136H179ZM225 137V136H224ZM253 137V136H252ZM111 138H112V140H111ZM126 138H129V137H126ZM174 138V137H173ZM125 139V138H124ZM130 139V138H129ZM134 139V138H133ZM133 139H131V140H133ZM164 139H166V138H164ZM225 139V138H224ZM231 139V138H230ZM235 139V138H234ZM241 139V138H240ZM69 140V139H68ZM126 140V139H125ZM124 140V141H125ZM169 140V139H168ZM243 140V139H242ZM241 140V141H242ZM252 140V139H251ZM65 141V140H64ZM63 141V142H64ZM127 141V140H126ZM143 141V140H142ZM144 141V142H145ZM164 141V140H163ZM229 141V140H228ZM245 141V140H244ZM254 141V143H252V145L250 144L249 145V148L251 149V150H254V149H256L257 148V146H258V144L255 142L256 140H253ZM62 142V143H63ZM66 142H67V140H66ZM69 142V141H68ZM67 142V143H68ZM166 142V141H165ZM233 142H235V141H233ZM261 142V141H260ZM247 143V142H246ZM66 144V143H65ZM64 144V145H65ZM69 144V143H68ZM67 145V144H66ZM136 145V144H135ZM134 145V146H135ZM140 145H142V144H139V147H140ZM240 145V144H239ZM245 145V144H244ZM89 148H88V147ZM143 146V145H142ZM160 146H161V144H160ZM160 146H156V145H153V144H150V146L145 150V152L143 153V155H148V154H156V155H158V153H160L164 158L163 159H165V157H166V161H168L169 163H170V165L172 164V165H174V161L173 160H171V159H169V157H172L173 156V154L172 153H170V152H168L166 155L168 156V158H167V156L166 155H164L163 153V149H162V147H160ZM228 146V145H227ZM226 146V147H227ZM52 147V146H51ZM61 147V146H60ZM87 147V148H86ZM93 147V148H92ZM137 147H138V145H137ZM235 147H236V145H235ZM243 147V146H242ZM57 148H58V144H57ZM66 148V147H65ZM69 148V147H68ZM72 148V149H71ZM74 148V149H73ZM199 148V147H198ZM197 148V149H198ZM245 148V147H244ZM261 148V147H260ZM52 149V148H51ZM61 149H62V147H61ZM234 149V148H233ZM236 149V148H235ZM59 150H60V148H59ZM62 150H64V149H62ZM263 150V149H262ZM76 151V150H75ZM112 151V152H113ZM100 152V151H99ZM137 152V151H136ZM135 152V153H136ZM163 152V153H162ZM238 152V151H237ZM62 153V152H61ZM64 153V152H63ZM76 153V152H75ZM81 153V152H80ZM138 153H140V152H138ZM178 153V152H177ZM255 153H256V151H255ZM258 153V152H257ZM256 153V154H257ZM66 154V155H67ZM79 154V153H78ZM127 154V153H126ZM141 154V153H140ZM159 154V155H160ZM242 154V153H241ZM110 155H111V157H110ZM160 155V156H161ZM243 155H244V153H243ZM246 155V154H245ZM250 155V154H249ZM65 156V155H64ZM63 156V157H64ZM74 156V155H73ZM109 156V157H108ZM127 156H128V154H127ZM130 156V155H129ZM180 156V155H179ZM237 156H238V154H237ZM259 156H260V153H259ZM75 157V156H74ZM84 157V156H83ZM126 157V156H125ZM251 157V156H250ZM90 158V157H89ZM132 158V157H131ZM195 158V157H194ZM240 158H241V156H240ZM134 159V158H133ZM178 159V157L177 156H174V160L177 162H184L183 164H181V163H177V170L179 169L180 170V172H182V171H185V172H190L192 175L194 174L195 175V177L196 178H198V179H200L201 181H204L203 179H202V177L201 176H199V175H197L198 173H197V171H196V173L197 174H195V165H194V163H192V162H190V161H188V162H186V161H184V160H182V159H179V160H177ZM188 159V158H187ZM193 160V159H192ZM195 160V159H194ZM102 162V161H101ZM108 162V163H107ZM92 163H94V162H92ZM102 163H105V162H102ZM87 164V163H86ZM99 164H100V162H99ZM106 164H104L105 165V167H106ZM108 164V165H109ZM239 164V163H238ZM101 165V164H100ZM103 165V166H104ZM86 166V165H85ZM102 166V167H103ZM88 167V166H87ZM104 167V168H105ZM169 167V166H168ZM83 168V167H82ZM108 168V167H107ZM101 171V170H100ZM110 171V170H109ZM133 170H131V172L130 173H132V174H134L133 172H132ZM103 171H101L100 172V174L102 173ZM107 172H108V170H107ZM201 172V171H200ZM202 173V172H201ZM103 174V173H102ZM184 174V173H183ZM200 174V173H199ZM95 175V174H94ZM110 175V174H109ZM135 175H137V173L135 174ZM135 175H134V177H135ZM202 175V174H201ZM207 175V174H206ZM209 175V174H208ZM133 176V175H132ZM203 176H204V174H203ZM103 177H108V176H106L105 174L103 175ZM205 177V176H204ZM203 177V178H204ZM102 178V177H101ZM109 178H111V177H109ZM109 178H107V179H105V182L104 183H107L108 181V184L110 183V181L112 182V180H109ZM138 178V177H137ZM206 178V177H205ZM99 179V178H98ZM92 180V179H91ZM129 180H131V179H129ZM136 180V179H135ZM93 181V180H92ZM91 181V183H93ZM97 181V180H96ZM132 181V180H131ZM39 182V181H38ZM101 182H102V180H101ZM101 182L100 181H98V183H100L101 184ZM122 182V181H121ZM205 182H206V180H205ZM95 183V182H94ZM115 183V182H114ZM27 184V183H26ZM117 184V183H116ZM119 184V183H118ZM45 185V184H44ZM94 185V184H93ZM27 187V186H26ZM42 187V186H41ZM46 187H47V185H46ZM43 188V187H42ZM41 188V189H42ZM40 189V188H39ZM115 189V188H114ZM9 190V189H8ZM47 190V189H46ZM248 192V191H247ZM14 193V192H13ZM5 194V193H4ZM23 194H25L24 192H23ZM30 194V193H29ZM8 195V194H7ZM14 195V194H13ZM21 195V194H20ZM119 197H121V196H119ZM20 198V197H19ZM15 199V198H14ZM53 199V198H52ZM51 199V200H52ZM82 199V198H81ZM114 199V198H113ZM18 200V199H17ZM85 201H86V199H85ZM85 201H83V202H85ZM237 201V200H236ZM6 202V201H5ZM23 202V201H22ZM21 202V203H22ZM79 202H80V198H79ZM18 203H20V201L18 202ZM37 203V202H36ZM81 203V202H80ZM105 203V202H104ZM103 203V204H104ZM131 203V202H130ZM224 203V202H223ZM32 204V203H31ZM131 205V204H130ZM8 206V205H7ZM132 206V205H131ZM107 207L109 208V209H111V213H113L114 215H116V216H120V217H125V216H127V210H126V208H124V207H122L121 205H119V204H115V203H113V202H108L107 203ZM33 208V207H32ZM31 208V209H32ZM2 209V208H1ZM29 210V209H28ZM221 210V209H220ZM223 210V209H222ZM1 211V210H0ZM4 211V210H3ZM7 211V210H6ZM6 211H4V213L6 212ZM22 211H24V210H22ZM27 211V210H26ZM33 211V210H32ZM108 211V210H107ZM110 211V210H109ZM2 212V211H1ZM0 212V213H1ZM17 213V212H16ZM23 213V212H22ZM28 213V212H27ZM31 213V212H30ZM34 213V212H33ZM39 213V212H38ZM24 214H25V212H24ZM23 214V215H24ZM223 214V213H222ZM1 215V214H0ZM4 215V214H3ZM22 215V216H23ZM29 215V214H28ZM113 216V215H112ZM24 217H25V215H24ZM28 217H30V215L28 216ZM31 217H32V215H31ZM30 217V218H31ZM227 217V216H226ZM15 218V217H14ZM17 218V217H16ZM10 219H12V218H10ZM19 219V218H18ZM24 218L22 217V219H21V221L23 220ZM131 219V218H130ZM16 220V219H15ZM14 220V221H15ZM27 219L25 218V221H26ZM29 220V219H28ZM123 221V220H122ZM126 221V220H125ZM129 221V220H128ZM4 222V221H3ZM7 222V221H6ZM23 222V221H22ZM121 222V221H120ZM132 222V221H131ZM136 222V221H135ZM226 222V221H225ZM230 222V221H229ZM2 223V222H1ZM1 223H0V225H1ZM13 223V222H12ZM102 223V222H101ZM9 224V223H8ZM22 224V223H21ZM145 225V227H146V230H149L150 231V234H149V239L152 241V242H157L158 240H160L159 242H157V243H154V245H153V247H156L157 248V245L158 244H161V243H166V237L165 238H162V236H166V235H164V233H163V231H161V230H153L152 228V226L150 225V224H148V223H145L144 224ZM103 226V225H102ZM233 226V225H232ZM15 227H17V226H15ZM135 227H137V225H135ZM1 228V227H0ZM9 228H10V226H9ZM12 228V227H11ZM10 228V229H11ZM16 229V228H15ZM131 231V230H130ZM11 232H12V230H11ZM132 232V231H131ZM134 232V231H133ZM228 240H227V242H225V244L222 246H219V247H217V248H215V249H213L214 247H211L212 249H210V250H212L213 252H211V251H209V252H211V254L208 256V257H206V254H203L198 260H195L193 257L191 258L188 254H185V252L183 253V254H181L180 253V251H178L179 253H178V256L176 257V258H174V259H171V261H170V263L169 264H264V234H255L253 231H251V230H248L245 226H244V224L243 223H241V222H237V227L236 228H233L232 227V229L230 228V230L228 231ZM134 237V236H133ZM162 238V239H161ZM144 241V240H143ZM142 242V241H141ZM149 243V242H148ZM147 243V244H148ZM137 244V243H136ZM219 245V244H218ZM142 248V247H141ZM139 250V249H138ZM180 250H181V248H180ZM181 252H183V251H181ZM174 253H177V252H174ZM208 253V252H207ZM209 254V253H208Z\"/></svg>", "mask_w": 264, "mask_h": 264}]
</instances>
